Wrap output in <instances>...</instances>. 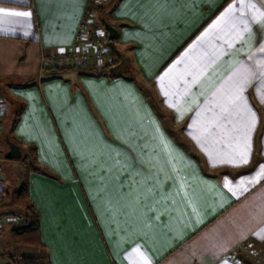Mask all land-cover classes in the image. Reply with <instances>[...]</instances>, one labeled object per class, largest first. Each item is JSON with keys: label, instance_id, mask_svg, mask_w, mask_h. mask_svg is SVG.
Instances as JSON below:
<instances>
[{"label": "crops", "instance_id": "obj_1", "mask_svg": "<svg viewBox=\"0 0 264 264\" xmlns=\"http://www.w3.org/2000/svg\"><path fill=\"white\" fill-rule=\"evenodd\" d=\"M90 1L0 0V116L7 96L24 103L12 134L33 151L32 165L1 163L0 212L6 172L14 190L26 175L39 221L38 242L6 223L0 264L38 256V243L51 264H235L246 242L264 247V0L109 9L158 110L104 71L110 58L42 65L87 44Z\"/></svg>", "mask_w": 264, "mask_h": 264}, {"label": "trees", "instance_id": "obj_2", "mask_svg": "<svg viewBox=\"0 0 264 264\" xmlns=\"http://www.w3.org/2000/svg\"><path fill=\"white\" fill-rule=\"evenodd\" d=\"M117 2L118 0H108L105 3L98 4L91 0L89 3L88 12L90 10L95 11L98 25L104 30L107 37L108 32L106 29V24H110L111 26H113L117 32V28L113 24H111L109 20V9H112V7H114ZM117 35L118 33L111 41L112 58L111 61L105 65L106 68L104 69V71L109 75H123L126 78L133 80L137 84V86L148 95L149 99L158 110V105L156 104L155 97L150 88L144 83L138 67L133 63L131 57L126 52L119 50L114 45V40H116ZM6 98L8 104L10 105V111L9 117L6 122L7 127H5V129L3 130L2 141H4L3 143H5V134H8L9 139L14 141L21 147L22 155L27 153L28 156H30L32 159V149H25L23 145L18 140H16L12 134L13 127L15 126L19 115L24 108V103L20 100L11 98L10 96H7ZM29 165H31L30 162ZM35 168L38 171H42V168L40 167L35 166ZM45 172L46 174H50L47 171ZM9 205L11 207V210L16 211L24 216V222L21 224V226L17 227L14 230L15 234L19 236V239L29 241H31L32 239L36 240L39 231L38 213L30 203L28 198L26 175L24 176V179L20 186L10 194ZM38 241L39 239H37V242ZM38 245L40 251L38 256L31 257L8 254L7 258L10 264H51L47 249L41 243H38Z\"/></svg>", "mask_w": 264, "mask_h": 264}, {"label": "built area", "instance_id": "obj_3", "mask_svg": "<svg viewBox=\"0 0 264 264\" xmlns=\"http://www.w3.org/2000/svg\"><path fill=\"white\" fill-rule=\"evenodd\" d=\"M93 1L98 3V0ZM95 14L94 10H90L83 21V24L89 26L87 31V44L83 48L76 46L58 55L49 57L43 56L41 58L42 65L57 63L61 65L85 64L88 66H95L100 63L103 57L111 51V40L108 39L100 27L96 28L97 23L94 21ZM100 30H102L103 33L100 32ZM7 222H17L20 225L24 222V216L13 210L0 212V231L5 227Z\"/></svg>", "mask_w": 264, "mask_h": 264}, {"label": "rangeland", "instance_id": "obj_4", "mask_svg": "<svg viewBox=\"0 0 264 264\" xmlns=\"http://www.w3.org/2000/svg\"><path fill=\"white\" fill-rule=\"evenodd\" d=\"M99 1H108V0H99ZM96 20H97V16L95 14L94 21H96ZM97 27H99V25H96V28ZM102 30H100V32H102ZM106 57L107 58H110V59L112 58L111 51L109 53H107L103 57V59L106 58ZM103 59L101 61H103ZM89 67H94V66H89ZM2 110H3V114H4L5 111H4V109H2ZM8 117H9L8 111L2 117L0 116V119H1L0 120V128H1L0 129V165H1V163L5 164V165H9V163L11 161H19V162H21V161H27V163H24L25 165L26 164H29V162L32 165L33 159H31L30 156H23L22 158L17 159V160H7V159L4 158V154L7 151V145H6V143H3L4 141H2V134H3V130L5 129V127H7L6 126V122H7ZM4 119H6V120H4ZM165 121L169 125L174 123L173 119L170 118V117H168V116L165 117ZM2 123H3V125H2ZM2 128H3V130H2ZM173 129H174V132L177 134V136L186 145H188V140L185 138V135H182V133H181V126H176V128H173ZM189 150L194 151L190 147H189ZM19 170L16 167L15 170L14 169L12 170V172L15 175H18L17 172H19ZM42 171L45 172L47 170L45 168H42ZM47 172H49V171H47ZM6 175H7V177H6L7 178V183L5 184V186H6V193H5L4 201L7 202V200H9L10 193L17 187V183H15L14 175H11L9 172H6ZM7 242H9L8 239H7ZM230 259L231 260H234L235 261V264H264V247L263 246L256 245L253 242H246L239 249V251L234 254V256H231L230 257Z\"/></svg>", "mask_w": 264, "mask_h": 264}, {"label": "water", "instance_id": "obj_5", "mask_svg": "<svg viewBox=\"0 0 264 264\" xmlns=\"http://www.w3.org/2000/svg\"><path fill=\"white\" fill-rule=\"evenodd\" d=\"M106 29L108 32V39L111 41L115 38L117 32L116 29L110 24H106ZM111 71V70H110ZM5 143L7 145V151L4 154V158L7 160H17L22 157V149L21 147L9 139L8 134H5Z\"/></svg>", "mask_w": 264, "mask_h": 264}]
</instances>
